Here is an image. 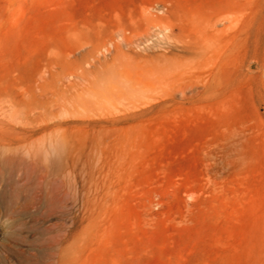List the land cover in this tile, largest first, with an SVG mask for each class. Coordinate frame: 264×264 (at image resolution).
Instances as JSON below:
<instances>
[{
    "label": "rangeland",
    "instance_id": "obj_1",
    "mask_svg": "<svg viewBox=\"0 0 264 264\" xmlns=\"http://www.w3.org/2000/svg\"><path fill=\"white\" fill-rule=\"evenodd\" d=\"M0 264H264V0H0Z\"/></svg>",
    "mask_w": 264,
    "mask_h": 264
},
{
    "label": "bare ground",
    "instance_id": "obj_2",
    "mask_svg": "<svg viewBox=\"0 0 264 264\" xmlns=\"http://www.w3.org/2000/svg\"><path fill=\"white\" fill-rule=\"evenodd\" d=\"M106 49V48H105ZM143 49V48H142ZM153 49V48H152ZM132 73H134V72H132ZM136 78V77H135ZM135 80V79H134ZM87 93V92H86ZM105 95V94H104ZM99 96V95H98ZM103 96V95H102ZM121 96V95H120ZM82 98V97H81ZM94 98H97V97H94ZM93 98V99H94ZM101 98V97H100ZM99 99V98H98ZM166 99V98H165ZM111 100V99H110ZM153 100V99H152ZM106 101V100H105ZM164 101V100H163ZM95 102V101H94ZM87 103V102H86ZM85 103V104H86ZM112 105V104H111ZM152 104H150V108L152 107L151 106ZM85 106H87V105H85ZM155 106V105H154ZM153 106V107H154ZM78 107H79V105H78ZM145 108V107H144ZM152 109V108H151ZM154 109V108H153ZM152 109V110H153ZM140 110V109H139ZM143 110H145V109H143ZM151 110V111H152ZM142 110H140V112H141ZM110 112V111H109ZM115 112V111H114ZM137 112V111H136ZM146 112V111H145ZM102 113V112H101ZM111 113V112H110ZM66 115H67V112L65 113ZM114 114V113H113ZM129 114H131V113H129ZM134 113H132V115H133ZM144 114V113H143ZM101 115V114H100ZM146 115V114H145ZM72 116H73V114H72ZM114 116V115H113ZM134 116V115H133ZM144 116V115H143ZM61 117V116H60ZM63 117V116H62ZM118 118H120V116H117ZM131 117V116H130ZM116 118V117H115ZM134 118V117H133ZM108 119H109V117H108ZM113 119V117H111L110 118V120H109V122L111 121ZM129 119V118H128ZM54 120V119H53ZM96 120V119H95ZM98 120V119H97ZM105 120V119H104ZM99 121V120H98ZM98 121H96V122H98ZM117 121V120H116ZM120 121H121V118H120ZM127 121V120H126ZM79 122H81V121H79ZM85 122V121H84ZM122 122V121H121ZM72 123V122H71ZM107 123H108V121H107ZM57 124V123H56ZM75 124V123H74ZM101 124V123H100ZM53 125V124H52ZM87 125V124H86ZM47 145V144H46ZM6 146V145H5ZM51 146V145H50ZM45 147V146H44ZM13 148H15V147H12V150H13ZM22 148V147H21ZM52 148V147H51ZM60 149V148H59ZM17 150V149H16ZM19 150V149H18ZM30 150V149H29ZM69 150V149H68ZM6 151V150H5ZM52 151V150H51ZM50 151V152H51ZM58 152V151H57ZM28 153V152H27ZM54 153H56V152H54ZM54 153H52V154H54ZM62 153V152H61ZM31 154V153H30ZM68 154V153H67ZM28 155V154H27ZM33 155V154H32ZM55 155V154H54ZM25 156V155H24ZM46 156V155H45ZM27 157V156H26ZM63 157V156H62ZM44 158V157H43ZM51 158V157H50ZM48 159V158H47ZM57 159V158H56ZM47 161V160H46ZM55 161V160H54ZM51 163V162H50ZM32 166V165H31ZM52 166V165H51ZM45 167V166H44ZM23 169V168H22ZM66 170V169H65ZM67 171V170H66ZM66 173H68V172H66ZM52 176V175H51ZM63 176V175H62ZM70 177V176H69ZM46 178V177H45ZM52 180V179H51ZM69 184V183H68ZM52 188V187H51Z\"/></svg>",
    "mask_w": 264,
    "mask_h": 264
}]
</instances>
